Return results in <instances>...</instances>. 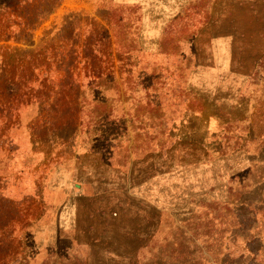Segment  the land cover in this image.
<instances>
[{"label": "rangeland", "instance_id": "obj_1", "mask_svg": "<svg viewBox=\"0 0 264 264\" xmlns=\"http://www.w3.org/2000/svg\"><path fill=\"white\" fill-rule=\"evenodd\" d=\"M3 2L14 16L0 23V44L45 67L11 102L0 97V244L17 248L25 232L28 264L77 244L89 264H125L153 230L162 243L191 224L223 238L230 264L258 256L264 1ZM112 30L122 48L107 37ZM72 55L80 85L49 82ZM96 71L105 86L90 91L83 76ZM203 200L210 207L186 213Z\"/></svg>", "mask_w": 264, "mask_h": 264}, {"label": "trees", "instance_id": "obj_2", "mask_svg": "<svg viewBox=\"0 0 264 264\" xmlns=\"http://www.w3.org/2000/svg\"><path fill=\"white\" fill-rule=\"evenodd\" d=\"M45 1L48 2V0ZM54 3L55 5L53 6V8L49 9L52 12L55 11L56 6L58 5L56 4V2ZM12 12L13 10L11 9L10 4L4 2L0 3V23H2L1 21L4 20L9 21L11 15L14 16ZM48 12L49 11H47V13ZM45 14L46 13L43 12V16ZM1 32H4V30H1L0 33ZM119 36L120 32L118 30H112L107 33V37L111 40L113 46L116 48L118 46L120 48L123 47V45H121V42L118 45ZM7 39H4V44H8L6 41ZM5 46L0 44V97L6 98L7 101L10 100L11 102L14 97L23 92V90L25 89V85L29 82L31 76L39 75V72L44 69L45 64L41 63L37 58H33V53H31V56L22 55L17 58L15 54L11 53V51L14 49L11 47V42ZM10 47L12 49L7 50L10 49ZM9 54L13 56H8ZM76 59L77 58L75 55H72L71 61L65 59V64L69 66L67 69L64 68V70L67 72L61 75H58L59 72L54 73V77H52L51 81L49 82L54 83L60 81L68 85H72L74 83L80 85V77L76 75V69L74 68ZM125 61H127V59L123 58L119 60V63L122 64ZM122 72H126V68L124 69V65L120 67V72H116L114 74L113 80L116 83L119 82ZM89 73L90 72H85L83 78L84 81H86L89 85L88 88L90 91L94 90L95 88L97 89V86H99L101 82H103V85L105 86L104 74H101L98 71H96L95 73H90V75H88ZM41 88L46 89L45 85H43ZM76 97L78 102V96ZM80 101L82 103L85 102L83 96H80ZM56 107L57 106H54L51 109L54 110ZM106 108L107 107L105 103L93 101V111H100V113H98V115L101 114L100 117H102L103 115H109L110 112L108 113V111H106ZM85 112L87 113V110L84 109V104L79 105V109L77 110L78 118L80 120V126L78 130L79 137L81 135V128L85 126V121L83 120V116L86 115ZM170 139L173 140L174 137L172 136ZM221 152L222 151H219V149L217 148L215 155L220 156ZM209 203L211 202L203 200L195 202L194 204L192 203L186 205L188 206V211L186 213L189 214L192 212L193 216L197 210L203 207L202 205L205 204L207 207H210ZM186 224H190V221ZM156 232L155 230H153L149 235L145 237L147 243L144 245H140L136 258L124 261L125 264H230L227 260L228 249H224L223 245H219L220 242H222L223 238L216 239L210 234V232L206 231V229H191V224L187 229H172L171 232L169 230V233L165 237H163V239L161 240L162 243H159L155 238ZM15 234L17 235V233ZM27 235L28 233H23L22 237L19 240V247L17 248L13 247V245L11 244L12 242L8 244H0L2 245L0 246V264L29 263L27 252L28 246L27 243L23 240L27 237ZM0 237H2V234L0 235ZM12 238L15 239L17 237ZM10 239L11 237L9 238V240ZM78 246V244L74 248L73 246H68L64 249V252H66L65 254L56 253L55 251L49 252V260H45L42 264H89L86 257L78 256ZM147 256L148 258L146 259ZM122 261L123 259L120 257L115 258L107 264H123ZM244 264H264V247L260 249L258 256L253 257V259L249 261L245 260Z\"/></svg>", "mask_w": 264, "mask_h": 264}]
</instances>
